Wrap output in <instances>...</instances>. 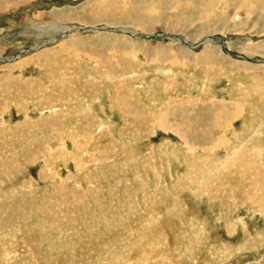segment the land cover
Masks as SVG:
<instances>
[{"label":"rangeland","instance_id":"obj_1","mask_svg":"<svg viewBox=\"0 0 264 264\" xmlns=\"http://www.w3.org/2000/svg\"><path fill=\"white\" fill-rule=\"evenodd\" d=\"M262 97L264 0H0V264H264Z\"/></svg>","mask_w":264,"mask_h":264},{"label":"bare ground","instance_id":"obj_2","mask_svg":"<svg viewBox=\"0 0 264 264\" xmlns=\"http://www.w3.org/2000/svg\"><path fill=\"white\" fill-rule=\"evenodd\" d=\"M257 91V90H256ZM248 93V92H247ZM257 93H259L258 91H257ZM262 93H260V95H261ZM263 96V95H262ZM262 98H264V97H262ZM219 114H220V112H219ZM218 114V115H219ZM219 118V117H218ZM222 118V117H221ZM224 119V118H223ZM219 121H220V119H218ZM226 121V120H225ZM224 122V121H223ZM220 124V123H219ZM220 127H222V126H220L219 125V128ZM192 132L190 131V133L189 134H191ZM181 136V135H180ZM185 137V136H184ZM188 141V140H187ZM198 142V141H197ZM186 143V142H185ZM193 147V146H192ZM239 152H241V151H239ZM249 153V152H248ZM236 155V154H235ZM261 156V155H260ZM239 157V156H238ZM256 158V157H255ZM254 160V159H253ZM201 162V161H200ZM234 164H236V163H234ZM245 171V170H244ZM252 177V176H251ZM258 178H262L260 175L259 176H257V181H259L260 182V180L258 179ZM245 179V178H244ZM261 185V184H260ZM261 190V188H260V186H258V185H255V186H252L249 190H245V191H243L244 193H249V192H253L252 193V196H256L257 195V193L259 192ZM241 193H242V191H241ZM240 193V194H241ZM248 199V198H247ZM249 200V199H248ZM252 204H253V202H252ZM263 211V210H262ZM251 236V235H250ZM254 238V237H253ZM250 240V239H249ZM256 241V240H255ZM253 242V241H252ZM226 246V245H225Z\"/></svg>","mask_w":264,"mask_h":264}]
</instances>
